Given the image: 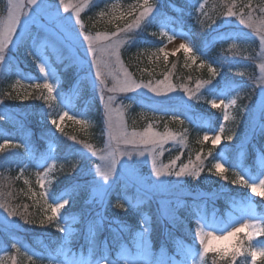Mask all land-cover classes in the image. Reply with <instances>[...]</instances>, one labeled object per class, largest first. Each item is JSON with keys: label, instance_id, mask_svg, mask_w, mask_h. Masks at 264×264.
Wrapping results in <instances>:
<instances>
[{"label": "rangeland", "instance_id": "obj_1", "mask_svg": "<svg viewBox=\"0 0 264 264\" xmlns=\"http://www.w3.org/2000/svg\"><path fill=\"white\" fill-rule=\"evenodd\" d=\"M91 1L92 0H88V3L85 4L84 0H65V3H67L69 5V13H71L72 21L75 24V28L77 30H79L80 24L82 23L84 26L85 32L88 34L95 35L97 33H100L102 35L108 34L110 36L112 32H119L120 28H126V25L128 23H133L136 16H138V11H136L133 15L128 14L133 6H137V0H133V1L117 0V1L113 2L110 5V8L107 9L105 13L103 12L101 15V17H104L107 22L115 23L114 25H116V26L114 27V30H112V31H105L104 30V31H96V32L89 31V30H87L86 26L84 25L85 22L83 21L82 17L80 18V22L75 21V12H74L73 6L74 5H81L82 6L81 7V14H82V11L87 7V5ZM44 2H45V4L48 5L50 10H54L56 8V6L59 4V0L57 2H51L50 0H44ZM151 2H154V1L150 0V3ZM140 3H142V0H140ZM201 3L204 4V8L202 10L200 8ZM7 6H8V1H7ZM158 9H159V5L157 4V10L153 13V15L151 17H149L148 22H142L141 26L139 28L133 27L132 29L127 30L126 33H120V35L123 37V39L125 41V43L121 47V60L123 61L124 64H125V62H124V59L122 57V52H123L125 46L127 44H130L129 42H132L135 40V37H136V35L134 36L135 32H140L139 31L140 29L143 31L144 28H147L149 26L148 24L150 22H152V21L154 22V20L156 18L155 14L158 12ZM232 10L234 11V7ZM214 12H215V8L213 6V1L202 0L197 7V20L203 25H205L204 23H207L210 20L216 21L217 17L215 16ZM238 12H240V11H238ZM60 13L62 16H68L69 15V13L63 12V6H60ZM6 18H7V15L4 14V17H2L1 20L6 21ZM223 18L224 19H222V20L218 19L219 22L218 23L215 22L216 24H214L212 26L216 32L223 33L224 31L229 30L228 26H239V27H242V29L246 30L247 26L245 24H241L239 22L238 16L230 17V18L224 16ZM251 19H252V22L254 23V28L251 30H253L255 32L254 34L256 35V30L264 28V16L259 15L256 12L255 14L252 15ZM48 23H49L48 17L42 16L41 19L39 20V22L35 23V25L38 26L36 29H33V27H32V26H34V24L30 25L27 33H25L23 31V29L18 28L17 35L22 37V39H17L16 36L13 37L15 43L12 45H9L7 53H6L7 54L6 61L3 64H0V69L3 67H6L10 61L12 62V60L15 58V55L12 53V51L18 50L19 46L23 45L24 43H26L28 41H30L32 43V46L30 47V49H27L29 53H31L32 47L34 44H37V43L45 44V43H40L38 41V38H39L38 36H41L39 38L40 40H44L47 38L48 39L53 38V42L55 43L56 48L60 49L61 45L64 46L68 50V52L70 53V56L78 55L80 57H83L84 48L87 46L86 41L84 42V45L82 47L72 46L73 41L75 40V32H72L70 30H64V29H61V31L57 32L55 29L48 27ZM117 26H119V28ZM151 32H156L158 34L165 35L167 37H168V35L174 34L175 38L171 41H168L161 48L172 53L171 55L176 54L178 52H183L188 57L189 56L194 57L195 62H193V60H192V62L196 63L198 56L194 50L195 49V42H194L193 35L191 32H187L184 30L182 31L181 29L177 30L174 28V26L172 24H170L166 20H162V21L159 20L158 22H156V27ZM216 34L217 33H215V35ZM133 36H134V38H133ZM223 37H224V40L226 41V42H224V43H226V45L223 46V48H225V50H228L229 52L234 50V52H233V54L226 55L222 60H220V63L221 64H227V65H229V67L237 66L238 63L235 62V60H236V55H238V52L239 51L244 52L246 50L250 51L253 48L252 44L250 42H247L246 38H249V36L244 35L241 37L240 34L237 36L230 34L228 36L225 33H223ZM131 38H132V40H131ZM81 39H82V37H81ZM102 43H106V42H102ZM76 44L78 45L79 42L77 41ZM181 44H187L189 47H191L193 49L192 52L185 53V51L183 49H180L178 52L175 51L176 49H179ZM50 47H51L50 51H52V57L54 58L53 60L60 63V61H61L60 54H58L54 50L53 44ZM258 51H259L258 52V55H259L258 59H260V60L257 59V61H259V65H260L261 63H264V44H262L260 42V40H258ZM171 55H169V57ZM247 56L248 55L246 54L245 57H247ZM169 57L167 60H169ZM162 59H164V54L159 51V54H157L156 60L153 61V63H152L153 66H162L159 63V61ZM53 60H50V62H53ZM88 60H91V53L88 54ZM34 62L36 64V67L38 68V62L37 61H34ZM201 63H203V62H200L199 65H201ZM259 65H258V70H259V78H260L262 76V73L260 72ZM125 66L128 68V65L125 64ZM221 67L222 66L215 67L218 70L219 75H221L223 73V71L221 70ZM78 69L80 72L82 71V68L78 67ZM38 70H39V68H38ZM128 71L134 76L133 72H131V70H129V68H128ZM0 72H1V70H0ZM94 72H95V68L93 66V68H92L93 75H94ZM240 72H241V70L239 68L236 71V73H240ZM169 73H170V75H168ZM41 74H43V79L54 80L53 83L57 85V89L60 87V85L64 81L62 72L60 71L59 66H57L55 62L51 63V65L49 66V74L47 77L44 75V73H41ZM84 74H85V80L88 82L91 92H93V95H95L94 97H96L94 99L99 100V102H100V104H102L103 110H104V121L106 122V126H107V128L105 130L106 141H105V144H104L102 149H96L94 147V149L97 150V152H100V150L105 149L107 147V144H108V134H107L108 133V121H107L106 107H105L106 103H107V95H105L104 98L102 99L101 94H100V89H99V87L96 86V83L94 82V77L93 78L90 77L87 72H85ZM166 75H168V81L175 88L174 92L169 93L165 96H156L154 93H151L147 89H138L137 93H142V94L150 96L151 98H154V99L165 100V99H171V98L176 99L177 98L178 100H180L182 102L180 107L183 108L184 110L180 109V107H176V108H174V110L176 111V113L174 115L180 116V119L183 118V119H185V121L191 120L193 122L200 123L201 126H203L207 129L206 132H210V133L214 134L216 131H218L219 127L216 129L212 128L211 119H213V116H210L211 118H209L208 115H205L204 113H201V111H197L194 109L196 104H197V99L196 100H188L187 93L183 92V87L177 86L172 81L171 72L166 73L164 75V77L162 79H159V80H164ZM219 75H216L215 77H217ZM134 78H135V76H134ZM43 79H42V81H43ZM159 80H156V81H159ZM223 80H225V79L223 78ZM143 82H148V81H143ZM198 84H200V87L199 88L196 87L192 90L196 91L197 95L199 96L200 90L203 88L204 85H203V82L200 83L198 81L195 83V86H197ZM227 85L228 86H225V82L222 83V86H224L223 90L215 89L213 91V89H212L213 94L222 93L226 96H229V98H231V97H239L240 92L241 93L243 92V90L240 91L238 89L239 86L237 84L227 83ZM109 87H111V83H109ZM187 87L189 88L190 86H187ZM44 91L47 94V91L46 90H44ZM84 91H85V89L82 91V88H80L76 93V98H78L79 96H82V95L84 96L85 95ZM127 94H132V93H127ZM115 96H116V99L114 101L113 106L119 107L122 109V111L124 113V119H125L130 130L136 129L137 131H143L146 127H148L151 124L154 131L159 132V133H165V132L172 133L173 135H175L177 137V141H179L181 139V137L184 138L183 144H181L179 142H177V143L169 142L168 144L164 145L165 150L163 151V154L158 157V159L163 164H168L170 162V160L175 159L177 155H179L181 158L180 152H182V150L186 146L185 144H187V134H185L181 130H175L173 128H169L168 126H166V124L168 123L167 120L169 119V118H167V115H165L163 117H158L156 115V113H152L151 119H150L151 121H149V123L147 124L146 127L142 128V129H138V128H134V127L132 128L131 127V121L129 123V119H128L129 118V112L131 111L132 107L126 101V99H125L126 95L117 93V94H115ZM175 96H177V97H175ZM212 98H214V97L212 95H210L208 98V101ZM261 101H264V89H262V90L259 89V92L256 94L255 100L252 102V104L250 106L251 110L253 109L254 113H256L257 119L259 118V113L257 111V108H258ZM160 102H163V101H159L158 103H156V101L154 102V105H152V106H155V105L156 106L150 107L151 112L157 111L156 107L160 106V104H161ZM5 106H7V105L5 103H3L2 105H0V109L4 108ZM233 108L229 109L230 120L228 122L223 121V112H222L221 124H223L225 126V129H226L224 135L227 136V135L231 134V131L234 130L236 132V136L234 137V139L241 138L237 142L238 145L241 143H247L249 141V138L252 135H250L249 133H242L238 129L236 130L235 128H233L234 125L232 126L231 117H232ZM77 109H78V105H77L76 99H73V100L67 102L65 111H68L69 116H75L76 120H84L85 123L79 124L75 120H72V119H69L66 117L61 124L62 128H64L67 124H70L74 128L77 127V130L87 128V126L89 125V122L87 120L88 117L86 115H81V116L76 115ZM218 110H220V109H218ZM142 112L146 113L144 111H142ZM171 117H173V115H171ZM51 119L48 120L50 122V124H51ZM56 119L59 122V117ZM186 119H188V120H186ZM161 120H163L164 122ZM1 122H2V119H0V131L4 128V126ZM171 124H172V122H169V125H171ZM244 124L245 125L247 124L245 126V128H247V130L249 131L250 120H248V118L244 121ZM162 125L165 127L164 129L161 128ZM201 142L203 145L204 144L206 145V143H207V142H203V140ZM230 142L231 141L224 140L221 144V150H219V152H216V156L214 157L215 163H216L217 159H220L221 162L225 163V167L227 169H229V161H230L229 156H231L230 155L231 151L233 150L234 147H236V146L229 144ZM79 143L85 149H87L85 147V145L88 143H84V142H79ZM23 146H24V149H25V147L27 148V151L24 152V155L26 157V164L20 169L19 174L21 176H24V179L25 178L27 179L28 178V172L29 173L34 172L35 177H36V179H35L36 184L40 188L39 184L37 183L38 177L43 176L44 173L48 171V168L51 167L52 160L56 159V166L54 168H52L51 172H49L47 177H45L46 181H50V187H52L53 174L57 170L58 166H60L62 164L60 159L58 158L56 146L55 145L50 146V148H49L50 152H49L48 158L44 159L42 162L40 161L38 163L37 167L35 168V170H33V171L31 169H29V163H28L29 159H30L29 155L35 156L36 151H35V148L33 146L32 141L30 140V138L26 139L24 141ZM261 147H262V150H264V141H263ZM176 148H178L180 150L176 151L178 153H175L174 154L175 156L172 157L171 159H169L171 152L167 153V151L171 150V149H176ZM210 149H212V152H214L216 147L213 148V146H211ZM208 150L204 151V152H206L205 154L208 153ZM234 151H237V155H236L237 156V164L242 166V162L244 161L245 156H246V151L240 145ZM255 152H256L255 163L258 167V171L262 172V174H263L262 176H264V155H262L263 153H262L261 149L258 148V146L255 147ZM1 153L2 152H0V154ZM145 155L147 156V158L146 157H140L138 155H134L131 159L128 157L122 158L123 160L120 163L118 175L112 181V183L115 187L118 186L119 182L122 183L121 181H123V182H125V181H136V182L140 183V185L143 188L147 189L145 195H138V187L136 185L129 184V186L127 188V195H128L129 200H132L133 196H136V200L134 202L136 203L137 206L131 207V208H134V209L137 208L139 210V218L136 220L137 225L134 227L128 223H125L124 221H121L122 219H119L118 217H114L115 222H112V223L118 222L119 225H117V226H119V227H115V225H111V228H114V230H117V229L121 228V225H123L124 226L123 229L127 230L128 234H129L127 241H123V240L120 241L118 235H115L113 237L114 241L120 242L119 247L116 250L115 259L117 257H122L125 255L129 256V257L136 255L138 253L139 249L136 247L135 238L139 236V230L141 229L142 226H149L150 225V233H149L148 244H147L148 258L149 259L153 258L154 253H155L154 248L156 247V245H159L158 241L160 240V238L163 237V239H164V237H165V241L163 242V244L161 243L162 246H158V248H157V251L159 252V261L161 262V264H164V262H166L169 259V257H171L173 264H192V261L194 259H198V260L200 259V257H197L196 246L197 247L199 246L198 241H194V239H193V230L195 227L198 226V224H197L198 219H200L202 221L201 223L204 224V226L206 227V230H215L218 235H221L224 233V231L231 230V228L234 226H239V223L243 222L244 218L246 216H250V215H254V214L257 216H264L263 214H260L257 211L256 205L254 203L255 199H262V198L261 197H253L251 195L250 191L243 185H240V186H241V188L246 190L247 193L249 194V197H250L249 202H244L243 199H240V198H234V199L227 198L226 207H224L222 212H220L218 207L212 204V201H214L218 198L219 193L227 191L228 188L223 185L224 184L223 183L224 178L217 173L215 167L211 168L212 169L211 172H209L208 170L205 173L203 172L200 177H190V176L175 177L173 175V176H169V177L166 176L163 178H156L154 176L153 171H152L151 156L148 153H146ZM95 157H96V159H95L96 164L97 163L103 164V161H100L98 155H95ZM195 157H196V155H195ZM205 158H206V156H204L202 159L205 160ZM133 161L136 162L137 166H133ZM193 161H195V158L193 159ZM188 162L189 161L182 162L181 159L178 160L177 164H176V170H179V166L181 165V163L187 164ZM214 162H213V165H215ZM246 167H248V165H246ZM94 168H95V165L83 167L82 169L78 170V172H79L78 174L74 175V173H73V175H70L69 177L70 178L71 177L77 178V181L87 184L84 188H86L89 191V187H88L89 182H92L94 180V174L90 171V169H94ZM248 169H247V173L249 175L248 178L253 182L257 181L255 176L251 175L248 172ZM227 172H229V171L227 170L224 174L227 175ZM119 177H120V179H118ZM237 178L238 177L236 176L234 178L232 177L231 179H237ZM157 179H159V180H157ZM191 179L196 181L198 184L194 181H191ZM177 181H179V183H177ZM217 181L219 182V184L217 183ZM194 184H196V185H194ZM194 186H196V188H192ZM38 187L37 188L34 187L33 190H31L32 196H33V193H38V191H37L39 189ZM39 190L41 191V189H39ZM120 190L123 191V195L122 194L120 195L123 198V196L125 195V192H124V190H122V188ZM53 195L54 194H53V189H52L51 193H50L51 199H52ZM187 196H190L192 199H185ZM33 197L35 199L40 198L39 196H33ZM64 198L70 199V204L66 207L64 212L67 210H72V209L81 207V206H83V210H81L79 213H73L71 216L68 214L65 215L63 213V210H62V215L65 216L64 220H70V219H73L75 217L77 222L73 224L71 234H68V235L64 234V242L58 247L59 250H57L55 255L61 257L62 259H66L69 261H72V260L88 261L89 264H91V262L93 260V254H92V251H91L89 244H88L87 233H88L89 225L92 222L86 221V218L83 216V212L84 211L90 212V209L87 206H89L91 204L94 206H97V207L101 206V208H97L95 211L94 221H96V220L100 219L101 217L106 216L103 211H105L104 205H107V204L102 205L98 200L91 199L90 198V191L88 193V196L82 201V203H79V202L76 203L75 194H74V196L71 194L68 197H64ZM152 202H154V204L156 205V208L149 210V208L153 207ZM49 203H51V202H49ZM188 204L193 205V206L199 204V207L196 209L195 213L191 214V213L187 212L188 213V215H187V214H185V211L187 209ZM143 206H145V208ZM242 206L253 209L254 213L253 212H240V209ZM165 208H167L171 212L172 216L175 218L174 222H171L168 217H165L162 215V212L164 211ZM78 209H80V208H78ZM45 210H46V208L44 209V211ZM153 212L156 213V218H153V216H152ZM46 214H50V212L46 213V211H45L44 216ZM98 214H101V215L98 216ZM103 221H104V218H103ZM0 223L4 224L5 227H7V228H11V229H14V230H17L20 232H24L23 230L25 227L22 226L24 222H20L18 217L9 216L7 211L3 208H0ZM186 227H190V228H186ZM178 229H180L184 234H186L188 236V239H189L188 241L185 238H183L182 236L178 235V233L176 232V230H178ZM245 231H248V230L246 229ZM189 232H190V235H188ZM80 233L83 234V236L86 240L85 241V243H86L85 247L87 249H85V247H80L77 245L78 242H76V241L79 238ZM158 235H159V238L157 239L156 236H158ZM11 237L18 241L17 234H11ZM257 238H259V237H257ZM257 238H256V240H257ZM243 239H244L243 234H238L236 240H243ZM23 242H25V241H23ZM235 242H236L235 240L232 241V243H235ZM194 243L196 246H193ZM255 244H256V242H254V245ZM15 253L16 252L9 251V249L4 251L0 255V264H17L16 263L17 256ZM261 259L262 258L258 256L256 264H258ZM48 261L51 262L52 264H60L59 260L51 259ZM121 264H123L122 260H121ZM202 264H205V257L203 258Z\"/></svg>", "mask_w": 264, "mask_h": 264}, {"label": "snow or ice", "instance_id": "obj_2", "mask_svg": "<svg viewBox=\"0 0 264 264\" xmlns=\"http://www.w3.org/2000/svg\"><path fill=\"white\" fill-rule=\"evenodd\" d=\"M87 4L88 0H84ZM199 3V2H198ZM60 6H63V12L69 13V5L65 3V0H59V4L54 10H50L48 5L45 4L44 0H8V7L6 10V21L0 20V64H3L7 58V50L9 45L15 43L13 37L16 36L17 39H22V37L17 35V30L23 29L27 33L30 25L38 23L42 16L48 17V27L55 29L57 32L64 30H70L75 32V40L72 46L84 45L87 42V46L84 48V55L80 57L78 55L71 56V61L73 64L77 65L82 69H86V72L90 77H94V82L96 86L100 89L101 98L103 99L107 95L106 103V115L108 121V144L107 147L100 152L94 149L93 145L86 144L85 147L91 152L93 156L98 155L100 161L103 164L97 163L94 169L90 171L94 174V180L89 182L90 198L93 200H98L102 205L106 204L109 196L114 190L115 186L112 181L117 177L118 170L122 158L128 157L132 158L134 155L140 157H146V153L151 156V166L154 176L156 178H163L166 176L175 177H200L204 172V165L202 160L203 149L196 154L195 161L189 159L187 164L181 163L179 170H176L177 161L180 160V156L177 155L175 159L170 160L168 164H163L158 157L163 154L164 145L169 142L172 143H184V138L181 137L177 141V137L172 133H159L153 130L150 124L143 131H137L136 129H129L125 119L124 113L121 108L114 107V101L116 99L115 94H127L135 93L138 89H147L156 96H165L169 93L175 91L174 86L168 81V75L165 76L164 80L159 81H148L143 82L137 80L128 71L121 60V47L125 43L123 37L120 33H126L127 30L133 27L139 28L142 22H148L149 17L157 10L156 3H150V0H137V6H133L129 11V15H133L138 11V16H136L133 23H128L126 28H120L119 32H112L109 36L108 34L97 33L95 35L88 34L84 30V26L81 23L79 30L75 28V24L72 21L71 13L68 16H62L60 13ZM81 5H74L75 21L80 22L81 18ZM250 12H238L233 11L231 7H227V10L223 13L225 17H239V22L245 24L247 28L253 29L254 23L252 22V15L256 13L257 9H253L251 3L246 5ZM201 10L204 8V4H200ZM27 10V11H26ZM259 12L264 16V6H260ZM212 23H215L213 20ZM119 28V26H117ZM256 35H258L259 40L264 44V28L256 30ZM82 37V39H81ZM175 35H168L169 41L173 40ZM79 42L77 45L76 42ZM106 42V43H102ZM54 50L58 54H62L61 49L56 48L55 43H53ZM183 49L185 53L192 52V48L187 44H181L179 51ZM160 52L164 54V59L167 60L169 55L172 53L166 51L163 48L159 49ZM91 53V60H88V54ZM30 55L33 59L38 62V68L41 73L47 77L49 74V66L51 65L50 58L48 55V45L47 44H34ZM189 59L195 62L194 57H189ZM95 68L94 75L92 73V68ZM201 67L204 63H201ZM175 67V66H173ZM213 76L219 75L218 70L212 67L211 64L208 65ZM260 72L262 76L259 78L260 89H264V63L259 65ZM52 79H43V83H35L30 85L34 90H40L41 95L39 97H33L32 92H26L25 94H17L15 96L12 93H7L3 99H0V105L4 103L7 99H20L28 100L31 98L43 99L45 102L49 100L55 101L57 99V85L53 83ZM111 83V87H109ZM207 83V82H206ZM225 86L227 82H225ZM183 92L187 93L188 100H196L200 97L197 95L196 91L188 88L187 86H182ZM200 87V84L197 85ZM43 90L47 91L45 95ZM239 92V91H238ZM237 92V93H238ZM209 93L214 97L208 101L213 109H221L223 112V121L228 122L230 120L229 109L237 106V98L226 96L222 93L213 94L212 90ZM49 107H53L49 105ZM184 110L183 108H180ZM257 111L259 113V118L257 119L256 113L253 114L250 119L249 124V134L255 135L257 133L264 135V101H261ZM75 120L79 124H84V120H76L75 116H69L68 111H63L59 115V122L56 118L51 119V123L61 132L63 128L61 127L62 122L65 118ZM0 119H3L0 116ZM173 120L179 121L183 124V120L180 116L174 115ZM233 123L236 122V117H231ZM226 129L223 124H221L214 134L210 132H205L203 135V142H209L212 144L213 148L222 144L224 140L232 141L236 136V132L233 130L231 134L225 136ZM75 140V137H72ZM8 147H20V145L15 144L11 139H4L3 143H0V152H3ZM25 151L27 148L25 147ZM208 156H212V149L208 150ZM264 155V154H262ZM91 158V157H89ZM56 166V159L52 160L51 167L48 171L44 173L43 176H39L37 183L40 186L41 191L38 193H33V196H39L42 198L44 205H46V214L44 218L39 220L41 225L54 224L57 230L62 234H71L73 224L76 223V218L70 220H64L62 218V210L70 204L69 198H58L53 201L50 197L52 187H50V181H46L45 177L51 172V169ZM133 166H137L136 162L133 161ZM217 173L221 175L225 180L228 176L224 173L228 170L225 167V163L221 162L220 159L216 160L214 165ZM72 170L75 171V165L71 166ZM209 172L212 171L211 168L208 169ZM238 177L231 181L232 184H240L245 186L251 193L253 197L264 198V176H262L257 181H251L247 176H245L241 171L235 173ZM159 180V179H157ZM179 183V181H177ZM129 184L136 185L138 187V195H145L146 190L140 183L136 181H125L123 183V189L125 195L123 196V202L117 200L115 207L121 210H127L128 207H136V196H133L132 200H129L127 195V188ZM81 185L74 184L71 186V194H74L81 188ZM11 193H5L0 186V208L7 211L8 215L11 217H21L26 223H35L36 221L28 220L26 210L27 205H24V212L18 210L10 203ZM52 201L49 203V201ZM240 212H253L254 210L245 206H242ZM101 214H98L100 216ZM162 215L168 217L171 222H174V217L171 212L165 208ZM115 222V221H114ZM202 221L198 219V226L193 230V239L198 241L197 257L200 259H194L192 264H202L203 258L209 253H215L219 256V259L224 261L225 264H237L238 257H244L242 264H248L249 259L251 264H256L257 257L264 258V241L256 240L257 237H264V216L250 215L244 218V221L239 223V226H234L231 230L224 231L223 234L218 235L215 230H206ZM103 224V218L92 222L88 228V244L92 250L93 260L91 264H161L158 258H148V238L150 233V225L142 226L139 230V236L135 238L136 247L139 249L138 253L134 256H122L113 259L110 254H105L103 247L98 244L96 240V232L101 228ZM124 226L121 225L123 230ZM248 231H245V230ZM238 234H243V240H236ZM235 240V243L232 241ZM256 240V244L253 245L251 242ZM247 243L248 247L245 248L244 244ZM19 251V249H17ZM99 251V255L96 253ZM31 260L32 257L29 256ZM53 260H59L60 264H89L88 261L79 260H66L61 257H52ZM164 264H173L171 257L164 262Z\"/></svg>", "mask_w": 264, "mask_h": 264}, {"label": "trees", "instance_id": "obj_3", "mask_svg": "<svg viewBox=\"0 0 264 264\" xmlns=\"http://www.w3.org/2000/svg\"><path fill=\"white\" fill-rule=\"evenodd\" d=\"M7 1L8 0H0V20L4 17V14H6L8 7ZM50 1L57 2L58 0ZM248 3H251L252 8L257 9L256 12L261 15L259 8L260 6H264V0H214L213 6L215 8V16L217 19H224L223 13L227 10V7H231L232 9L234 7V11L245 13L250 12L251 10L246 7ZM109 8L110 0H92L81 14L87 30L93 32L114 30V27L116 26L114 25L115 23L107 22L104 17H101L102 13H105ZM209 28L210 26L206 25L205 30H208ZM204 33L205 31L200 32L197 39L200 40ZM135 35L136 34H134V36ZM141 35L143 38L136 35L135 40L129 42L130 44H127L122 52L125 64L128 65L129 70L133 72L136 79L155 82L156 80L162 79L166 73L171 72L172 81L177 86H190L191 88H194L196 82L205 81L212 77L213 74L208 67V62L203 61L204 66L201 67L199 61L193 63L192 60L189 59L190 56H186L183 52L171 55L169 60H160L159 63L162 66H153L152 63L156 60L157 54H159V49L164 45L166 40L164 37L160 38L157 35L149 36L147 32H145V34L141 33ZM197 35L198 32L196 36ZM252 46L253 48L250 51H244L243 55H248L246 58L253 62V66L243 67V70L240 73L243 75L242 78L246 77L251 84L246 91L240 94L237 100V106H234L232 112V117H236V122H232V126L234 125L233 128L236 130L238 129L239 131L242 130L244 121L247 119L246 114L248 109L255 100L256 94L260 89L258 70L259 61H257L259 51L258 46ZM9 92L12 93L13 96L17 94H25L26 92H32L33 97H39L41 95L40 90H34L31 88L30 85L25 83L15 71L0 75V99H3ZM43 92L46 95L44 90ZM200 101L202 106L207 107L206 102H203L205 100ZM4 103L7 106L18 108L21 113H24L25 116L28 117L31 125L38 132L50 128L54 129L55 126L49 124L50 122L48 120L50 117L53 118L58 115L62 109V106L57 99L55 101L49 100L48 102L39 98H31L28 100L7 99ZM49 105H52L53 107L50 108ZM139 111L140 109L138 111L136 110L135 113L131 112L128 118L129 123L131 121L132 128L142 129L147 126L151 119L152 114L150 112L139 113ZM87 120L89 122L87 128L77 130V127L74 128L70 124H67L63 128V132L58 131L60 149H63V152L68 151L71 148V144L86 150L79 142L91 144L96 149L103 148L106 141L105 130L107 126L104 121L103 106L100 104L99 100H95L91 105L88 111ZM169 122H172V124L169 125ZM168 127L177 128V130H181L187 134V146L184 154L182 153V155H184L183 162L189 161L190 158L193 160L197 152H200V150L203 149L202 157L206 156L205 160L202 159L204 161V173L208 168L213 167L211 164V156H208L205 154L206 152H204L211 148V144H209L210 142H207L206 145L202 144V130H197L188 123L181 124L179 121L173 119H168ZM161 128L164 129L165 127L162 125ZM72 137H75V140H73ZM2 139L3 138L0 137V143ZM12 140L15 144L20 145V147H8L0 154V186H2V189L6 194L11 193L10 203L14 207L18 208L19 211L24 212L25 209L23 206L27 205L26 214L28 220L36 221L35 223H26L23 218L18 216L19 221L24 222L22 225L25 227L23 231L28 234L41 233L46 236L48 235L47 237L50 241H52L51 237H55L56 242H51V247H54L55 243H58L57 238H61L62 235L54 224L41 225L39 223V220L44 218V209L46 208V205H44L41 198L35 199L32 196L31 190H33L34 187H38L34 172H28V178H25L26 180L24 179V176L19 174L23 146L21 143H16L14 138H12ZM77 156L78 153H75L74 157L61 161L62 164L53 174L52 189L54 192L58 191L62 186L67 185V182L70 181V175H73V173L74 175L78 174V170L83 167L94 165L93 161L89 162V160H86L85 158L82 159L81 157L78 158ZM72 165H75V171L72 170ZM231 181L232 179L229 177L228 181L225 183L231 185L232 188H238V184H232ZM217 183L219 184L218 181ZM39 189L37 190L38 192H40ZM87 191L86 188L82 187L76 192V203H82V201L88 196L89 191ZM117 200L123 202L121 199H116L112 196L109 197L108 202L106 203L109 205H105L107 207L106 213L117 215L124 219L135 218L129 213L130 211L128 212L130 208H127V210L116 208L114 205ZM262 207H264V201L260 202V208ZM3 241L7 245L12 244L11 239L7 236H4ZM29 241L33 247L37 246L35 245L36 241L34 237H31ZM17 249H19V251H17ZM11 252H16L17 264H46L43 260L36 257L38 255H33L30 248H24L17 245L11 250ZM29 256L32 257L31 260L29 259ZM242 262V256L238 257L237 264H242ZM208 264H225V262L220 260L217 254L214 253L210 255ZM258 264H264V258H262Z\"/></svg>", "mask_w": 264, "mask_h": 264}]
</instances>
